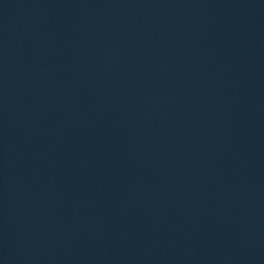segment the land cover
Wrapping results in <instances>:
<instances>
[{
    "label": "water",
    "instance_id": "95a60500",
    "mask_svg": "<svg viewBox=\"0 0 264 264\" xmlns=\"http://www.w3.org/2000/svg\"><path fill=\"white\" fill-rule=\"evenodd\" d=\"M0 264H264V0H0Z\"/></svg>",
    "mask_w": 264,
    "mask_h": 264
}]
</instances>
